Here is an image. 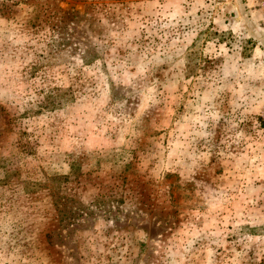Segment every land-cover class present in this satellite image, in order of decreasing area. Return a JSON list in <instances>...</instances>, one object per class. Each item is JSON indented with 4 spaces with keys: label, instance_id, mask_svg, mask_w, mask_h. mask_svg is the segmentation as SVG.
<instances>
[{
    "label": "rangeland",
    "instance_id": "1",
    "mask_svg": "<svg viewBox=\"0 0 264 264\" xmlns=\"http://www.w3.org/2000/svg\"><path fill=\"white\" fill-rule=\"evenodd\" d=\"M0 264H264V0H0Z\"/></svg>",
    "mask_w": 264,
    "mask_h": 264
},
{
    "label": "trees",
    "instance_id": "2",
    "mask_svg": "<svg viewBox=\"0 0 264 264\" xmlns=\"http://www.w3.org/2000/svg\"><path fill=\"white\" fill-rule=\"evenodd\" d=\"M45 107H47V106H45Z\"/></svg>",
    "mask_w": 264,
    "mask_h": 264
}]
</instances>
